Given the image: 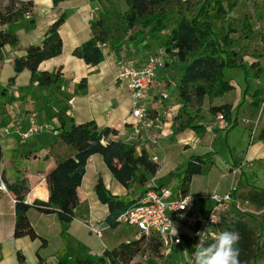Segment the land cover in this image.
Segmentation results:
<instances>
[{
    "label": "trees",
    "instance_id": "16d2710c",
    "mask_svg": "<svg viewBox=\"0 0 264 264\" xmlns=\"http://www.w3.org/2000/svg\"><path fill=\"white\" fill-rule=\"evenodd\" d=\"M62 1L52 0L53 6H57ZM101 1L108 6L112 5V0ZM124 3L127 9L122 15H118L116 21L110 18L112 14L109 9L97 13L96 17L89 21L91 38L75 47L72 55L94 66L104 59L103 48L98 44L109 45L112 40L120 38L119 33H128L139 26L151 40L159 42L160 34L166 31L158 47L164 49V66L161 70L169 64H175L179 72L175 97L181 107L175 118L184 114L186 120L183 124H178V130L188 128L197 134L205 132V126L195 122L197 115H191L186 109L193 102L200 111L206 97L211 99L222 96L233 87L224 75L225 67H242L246 78H257L264 71L256 60L246 67L241 60L240 52L234 50L237 40L230 36L234 29L225 21L228 12L236 3L235 0H202L195 4L191 0H124ZM32 5L30 0L23 2L0 0V60L1 50L6 45L11 48L19 46L17 24L28 19ZM64 21V14L61 13L48 26L40 43L28 45L23 55L12 60L16 74L24 69L30 72V81L35 82L36 85L27 88L32 91L29 93L34 100L40 102V108H56L61 111L62 108L69 107L68 102L73 96L83 95L87 90L85 77L75 83L72 91L69 92L67 90L69 80L61 67L51 71L38 68L42 61L61 54L62 39L59 28ZM29 22L33 23L34 20L30 18ZM152 48L153 46L148 51H155ZM3 92L4 90H1V94ZM36 92H40V95L35 94ZM261 94L262 92L256 91L260 100ZM231 108V104L224 103L210 105L208 111L211 115L222 112L226 119L224 124L226 127L230 122ZM37 111L32 110L31 113L38 116ZM56 120L52 129L57 131V135L52 139L49 130H40L32 135H37L38 142L44 147L51 146L56 139L65 147L62 155L57 156L52 149L44 155V158L56 157L55 165L45 175L48 189L46 201L34 199L31 203L25 202L24 197L29 192L27 178L18 176L14 182L8 183L3 180V170L1 173L7 190L12 193L15 200L13 237L28 236L31 239L39 237L42 246L46 244V239L39 236L31 225L27 216L28 211L33 208L43 214H55L61 224L68 228L74 219V210L79 205L77 189L81 185L87 160L91 155L100 154L113 178L126 190L136 185L139 187L138 192H141L160 167L150 159L151 155L145 147H140L133 140L119 138L113 128L107 126L100 128L94 120L75 123L66 110H63ZM8 122L6 117L0 116V130ZM259 136L264 138V128L261 129ZM2 158L3 150L0 142V162ZM208 158L204 154L189 157L177 189L178 193L188 194L192 176L203 173ZM43 191L45 190H40L45 197ZM93 191L97 200L107 207L105 222L109 227H116L119 223L117 217L129 208L133 200L124 201L120 195L113 194L106 188L100 175L93 185ZM245 199L250 200L256 209L264 210V188L251 185ZM231 226L248 234L246 223L238 220ZM260 226L261 230H264V222H260ZM144 244L151 253L159 254L160 243L157 239L142 235L120 242L113 248H105L99 255L85 254L71 257L65 254L56 260V264H138L134 258L143 253ZM236 246L239 250H243L244 247L246 250V242L241 238ZM262 251H264V240L259 236L251 257L249 259L245 257V262L240 260L241 264H257ZM173 253L178 252L173 249L169 254ZM17 256L20 260L23 259V255L19 252Z\"/></svg>",
    "mask_w": 264,
    "mask_h": 264
},
{
    "label": "rangeland",
    "instance_id": "374dc122",
    "mask_svg": "<svg viewBox=\"0 0 264 264\" xmlns=\"http://www.w3.org/2000/svg\"><path fill=\"white\" fill-rule=\"evenodd\" d=\"M201 1L202 0H191L194 4ZM235 1L236 3L228 12L225 21V23L231 24V27L234 29L230 34L231 37L237 40L234 50L240 52L241 60L246 67L249 66L252 61L256 60L260 66L264 68V0ZM71 3L73 2L61 3L57 14L63 13L65 19L68 20L67 22L69 26L79 27L82 25L78 19L80 9ZM95 8V17L97 13L109 9L112 14L110 18L113 21H116L118 15H122L127 9V6L125 5L124 0H112L111 6L106 5L104 1L96 0ZM95 8L93 12H95ZM41 20L42 19H40V21ZM247 26L249 27L248 31ZM65 30L66 28L64 27L63 32ZM82 33L86 34L87 28L82 29ZM165 33L166 31L160 34L161 37L158 42L151 40L146 35L145 31L141 30L139 26H136L128 33H119L118 35L120 38L112 40L107 47L118 52L122 50L124 52L123 60L134 61L136 59H134V57L136 56H139L138 59L140 60L150 47L153 46L152 49L155 50L159 48L158 46L161 45ZM131 36L134 37L129 38ZM3 49L1 50L0 65L5 59ZM174 65L169 64L168 67L161 70L164 78L170 80L177 77L179 72L178 68ZM223 72L233 87L222 96L214 97L210 100L213 99V104L226 102L232 103V115L229 124L226 127L216 128L213 132L210 131V123L208 120L209 114L207 113V103L209 98L206 97L201 105L202 117L199 118L197 123L203 124L207 133L205 136L197 134L199 138L202 137L201 145L198 143H192L198 147L195 149L191 144L192 148H189L179 141V136H183L185 131H179L178 124H183L186 120L184 114L179 115L176 122H173L171 135L165 137L164 141L158 140V144L162 143L161 148H157L153 151L157 154L160 160V168L158 170L156 182L157 185L166 186L173 192H176L180 181L182 180V175L189 157L191 155L204 154L207 156L211 155V157L208 158L206 165L203 167V173L195 177L194 187L197 188V191L199 190V192L206 194L202 197L203 199H207L213 193L221 194L229 189L232 181H230L231 175L223 178L220 175L227 172L228 164H231L234 159H240L243 157L244 152H246L251 143H256L258 141V128H250L255 122L258 113L259 106H257L256 103L258 104L260 101V96L257 98L256 91L264 92V71H262L257 78H246L242 67H225ZM13 74V68L8 64H5V67L0 71V106H3L0 107V116L3 117L7 114V110H2L5 104L2 103L1 100L6 101L10 98H2L1 90L5 89L4 87L9 85L7 83L15 78L13 77ZM22 79L23 77H21L20 80ZM25 80L26 83L23 85L24 87L21 88L22 98L23 96L30 95L29 92L31 90L28 89L27 86L34 87L36 85L35 82L30 81L28 78ZM27 80L29 81L27 82ZM172 90L173 86L169 87L168 91L170 92ZM35 94L40 95V92H36ZM33 99L34 98L32 97V100ZM193 104L194 103L192 102L190 106L194 107ZM260 105V107H262L264 106V103H260ZM22 112L24 111L22 110ZM38 113L41 114L42 117L45 115L50 118L49 122H44L45 119L43 118V126L45 130L55 126L54 118L51 117L54 113L51 109L48 107H42L38 110ZM246 120L248 121L246 122ZM253 130L255 132L252 134ZM49 131L50 139L57 135L52 128ZM213 133H215V135H213ZM6 137H9V134L1 135L0 141L3 146V158L5 159L4 161L7 162L5 166H7V170H9V167L13 166V161L10 159L11 157H17V154L13 153L7 147L9 142L5 139ZM32 141H35L36 144L38 143L37 135L19 141L20 151L24 152ZM133 141L137 142V138H133ZM50 148L60 152V155L64 153L63 148L59 146L58 139L52 142ZM147 148L149 151L151 150L150 145H148ZM32 152L34 151H27L26 156L28 158H31L32 156L35 157L32 155ZM35 152H37V150ZM96 157L97 159H100V162H96L95 159L89 161L90 164L87 167V172L83 180V186L85 188L91 186V183L96 180L97 177L95 176L97 171H100L103 180L109 182L108 176L111 174L110 171L104 165L101 155L96 154ZM25 164H27L25 159H22L19 162L21 167H24ZM243 171L245 172V177L248 182L244 184L242 181H238L237 189L232 200L225 204L218 205L216 214L218 217V233L225 230L236 231L240 234V238L246 242V250L244 247L243 250H240L239 254L240 260L245 262V257L246 259H249L252 255L251 252L255 250L257 238L261 236L262 240H264V230H261L260 226V222H264V210L256 209L250 200L245 199L251 185L258 188H264V166L254 162L253 166L245 165ZM237 179H239L238 175L234 180L237 181ZM110 188L113 189L112 186H110ZM138 190L139 187L134 185L131 189H127L126 191H124L123 188L119 194L124 201H132L133 194L135 195ZM33 196L43 198L44 195L39 189H36ZM87 198L91 205L93 204V200H97L96 194L92 189H90ZM210 209L211 207L208 208L206 212L207 215L209 214ZM94 210L99 212L101 217L106 214V212H103L104 207L99 201L97 202V205L94 206ZM238 220L247 224L248 234H245V231H239L237 228L231 226ZM30 221L33 224L35 222L34 226L39 230L41 234H39V236L46 239V244L42 246V241L39 237L35 239H31L28 236H24L23 238L20 237V240L16 243L18 246L17 250L23 255V259L20 260L17 254L14 252L10 253L9 247L12 245L11 242H0V257L2 256L4 258V264H55V261L58 258L65 254L68 255L69 253L71 254V257L85 254L97 255L102 252L103 248H113L120 242L128 240V238L132 239L137 232L132 227L127 226L122 222L118 223L116 227L107 228L106 223H104L105 225L102 224V227L104 228L102 230V236L98 237L87 225L81 223V221L73 222L68 228H65L61 222L58 223L61 227H55L49 223L47 218L40 220L38 225L35 219H30ZM186 234L189 235L184 238L186 240V250L189 252L191 249V236L193 233L187 229ZM159 251V254L151 253L149 248L144 244L143 253L138 254L134 260L138 264H181L183 262L182 254L173 253L172 255H165L162 253L161 249ZM257 264H264V251H262V254L257 259Z\"/></svg>",
    "mask_w": 264,
    "mask_h": 264
},
{
    "label": "crops",
    "instance_id": "0c3cea01",
    "mask_svg": "<svg viewBox=\"0 0 264 264\" xmlns=\"http://www.w3.org/2000/svg\"><path fill=\"white\" fill-rule=\"evenodd\" d=\"M21 2L27 0H19ZM32 1V8L31 12L28 16V19L23 22L17 24V34L19 37V46L17 48H11L8 45L4 47V54L5 59L0 65V71L5 67V64H8L10 67L13 68V58L17 56H21L24 54L25 48L30 44H38L40 43L42 36L48 26L61 14H57L59 6L61 3L64 2H73L71 3L79 10V21L81 22V26H69L68 20L65 19L64 23L59 28V34L62 39V52L60 55L46 59L39 64L40 70H53L57 67H61L62 72L64 73L65 77L69 80V85L67 90L70 92L73 89V85L80 81L82 77H85L87 80V90L86 93L83 95H76L73 96L70 101L68 102L69 107L62 108L61 111H58L56 108H52L53 115L51 116L54 118L56 123L57 116L63 111L66 110L68 113L71 114V117L75 123L85 122L88 120H94L98 127H110L117 131V136L123 140H133V138H137V144L140 147H145L149 154L157 155L155 149H160L161 144H152L148 141V139L144 136H136L133 133L132 123L134 118L131 114V99L129 93L127 91L126 85L124 82L116 80V75L120 69L121 63L124 61V52L121 50L120 52L116 50L109 49L106 45L103 49L104 59L98 63L97 65H88L82 59L73 56L72 50L84 43L85 41L91 38V31L89 27V21L95 17L96 8L95 3L96 0H64V2H60L57 6H53L52 0H30ZM95 8V12L94 11ZM55 10V11H54ZM32 18L34 20L33 23L29 22V19ZM40 19H42L40 21ZM66 30L63 32V28ZM87 28V33L83 34L82 29ZM82 33V34H81ZM65 35V36H64ZM150 51H146L143 55V59L141 58V62L147 58L150 54ZM142 55V54H141ZM136 58V59H135ZM139 56L134 57V61L136 65L141 64L140 60L138 59ZM140 62V63H139ZM138 63V64H137ZM13 77H15L12 81H9L7 86L3 89L4 92L1 94L2 98H13L6 101L1 100L4 103V108L2 110H7V114L4 116L9 121L8 124L5 126H10L15 118L22 119L25 123V118L28 114L32 112V110H40V102H36V100H32V95L23 96L21 94V88L24 87L26 83V78L30 80V72L27 69L22 70L19 73L14 72L13 68ZM21 77H23L22 80ZM20 78V79H19ZM27 80V82L29 81ZM155 86L150 91V95L147 98V106L150 111V116L153 120V127L150 129V134L157 138L158 140L164 141L165 137L171 135V129H173V122H176V116L179 113V108L181 107L180 103L178 102L177 98L175 97L176 91V83L177 77L175 79H166L163 77V73L161 70L158 72L155 78ZM1 85V84H0ZM173 86V92L168 91L169 87ZM7 88V89H6ZM168 89V90H167ZM162 92L167 93L168 97L165 99L160 98V94ZM39 103V104H38ZM213 99L208 101L207 105V113L209 114L208 120L211 129L210 131L213 132L215 129H212V122L214 120V115H211L208 111L210 105H220V104H213ZM231 104V102H226ZM260 103H264V92L261 94V100L256 104L258 107V113L253 123V127H257L260 133L261 129L264 128V106L260 107ZM1 105V103H0ZM3 107V106H0ZM197 106H187V111L191 115H197L195 118V122L199 121V118L202 117V110H198ZM22 110L24 112H22ZM38 112V111H37ZM232 112V108H231ZM230 112V119L232 113ZM39 114V113H37ZM54 116V117H53ZM37 121L41 125V130H45L43 126V118L45 121H50L47 116L44 117L39 114L36 116ZM248 120H246L247 122ZM225 126V125H224ZM222 126V127H224ZM53 128V126L51 127ZM48 128L47 130H50ZM179 131H185L183 136H179V141L184 143L185 146L189 148H197L192 143H200L202 142V137L199 138L197 133H195L191 129H184ZM206 130L203 134H199L200 136L206 135ZM215 135V133H213ZM9 144L7 147L15 154L17 157H11L10 160L13 161V166L9 167L7 170V166L5 164L4 158H2L0 165L2 170L4 169V180L8 183L14 182L18 176H24L27 178L29 183V192L25 195L24 201L27 203H31L34 199H39L42 201H46L48 199V189L47 183L45 180L46 173L55 165L56 157L49 156L44 158V155L48 153L51 149L50 146L43 147L40 142L37 144L35 141L30 142L28 148L21 152L19 149V144L21 141L15 135L11 134L9 137L5 138ZM1 142V141H0ZM192 144V146H191ZM2 145V142H1ZM151 146V150L149 151L147 146ZM63 151H65V147L62 144H59ZM3 150V146H2ZM37 150V152H35ZM56 155H60L58 151L52 149ZM27 151H34L32 155L35 157L28 158L26 156ZM199 155V154H198ZM9 156V155H8ZM210 158L211 155H208ZM102 158V157H101ZM25 159L27 164L24 167L19 165V162ZM95 159L96 162H100V159H97L96 154L91 155L85 167V174L87 172V167L90 164L89 161ZM103 161V159H102ZM257 162L264 166V138H261L258 135V141L256 143H251L246 152H244L243 157L240 159H234L231 164L227 166V172L222 173L220 176L223 178L225 176H230L232 179L231 168L239 163L242 164L241 170L238 171L237 175L239 176L238 181H242L244 184L248 181L245 177V172L243 171V167L246 166H253V163ZM104 163V162H103ZM99 165V164H98ZM105 165V163H104ZM106 166V165H105ZM160 168V167H159ZM81 181V185L77 189L78 197H79V205L74 210V219L68 225L71 226L73 222L81 221L84 225H93L97 227H102L105 225V217L108 214V210L106 205L102 204L104 207V211L106 214L101 217L99 212L94 210V206L97 205V200H93V204L91 205L88 200V193H90V189L93 190V185L95 184L96 180L91 183V186H87L85 188L83 186V180ZM158 174V172H157ZM156 174V178H157ZM101 176L100 171L96 172V176ZM236 175V176H237ZM197 175H193L191 179V183L189 186L188 194L194 196L199 200L198 208L199 212L202 216L206 217L208 208L212 207L213 202L207 199H203L206 194L197 191V188L194 187V180ZM236 178V177H235ZM97 179V178H96ZM103 179V178H102ZM230 179V181H232ZM108 181L106 182L103 180L107 189H109L113 194L120 195V191L123 190L121 184H119L113 176L110 174L108 176ZM90 185V184H89ZM113 187V189L110 188ZM122 188V189H121ZM36 189L45 190L43 191L45 197H34L33 193ZM124 191L126 189L124 188ZM227 191V190H226ZM225 191V192H226ZM128 192V191H127ZM126 192V193H127ZM123 193V192H122ZM138 193V192H137ZM136 193V194H137ZM224 193V192H223ZM135 194V195H136ZM134 195V194H133ZM135 195L132 199L135 198ZM212 202V203H210ZM28 219H35L37 225L39 224L40 220L47 218L51 225L55 227H61L58 223L60 222L55 214H43L37 211L36 209H30L27 213ZM86 222V223H85ZM31 225L39 235L40 232L35 228L34 224L30 221ZM103 224V225H102ZM107 225V223H106ZM14 226V197L11 192L6 190L0 189V242H11L12 245L9 247L10 253L19 252L17 250L16 243L20 240V237L15 238L13 237L12 231ZM109 227L108 225L106 228ZM41 235V234H40ZM24 237V236H23ZM22 237V238H23ZM129 239V238H128ZM127 241V240H125ZM8 242V243H9ZM105 248L102 249V251ZM68 253V252H67ZM101 253V252H100ZM98 253L97 255H99ZM68 255L71 256L69 253ZM75 257V256H72ZM135 261V260H134ZM0 264H4V258L0 257ZM56 264V261H55Z\"/></svg>",
    "mask_w": 264,
    "mask_h": 264
},
{
    "label": "built area",
    "instance_id": "2783aa9c",
    "mask_svg": "<svg viewBox=\"0 0 264 264\" xmlns=\"http://www.w3.org/2000/svg\"><path fill=\"white\" fill-rule=\"evenodd\" d=\"M99 47L104 48L105 43H99ZM164 49L157 48L151 52L140 65H136L133 60H124L116 75V80L124 82L131 99V114L134 118L132 123L133 133L136 136H145L152 144L157 143V138L150 134L153 127V120L147 106V98L150 91L155 86V78L158 72L164 66ZM165 92L160 94L161 99L167 98ZM225 116L222 112L214 115L212 129L220 128L225 124ZM41 129L37 121L36 114L30 113L22 119L15 118L10 126H4L0 130L1 135H15L20 140H26L36 134ZM255 131H252V134ZM54 133H57L55 131ZM150 159L160 166V160L157 155L150 156ZM242 167L231 168L232 182L229 189L224 193H213L207 199L213 201L207 217H203L199 212L198 198L189 194L182 195L173 192L170 188L157 185L156 175L151 176L145 184L143 190L138 192L133 199L132 204L118 217L117 221L132 227L136 232L135 237L144 235L146 238L154 237L160 243V249L163 254L168 255L173 249L182 254L183 262L188 264V257L191 256L193 245H195L202 236L208 242L218 233V217L216 211L218 205L225 204L232 200L237 189V181L234 180L238 171ZM2 167L0 165V189L6 190V186L1 178ZM15 202V200H14ZM211 219L213 222H211ZM89 228L98 237L102 236L103 227L89 225ZM174 229L176 235H174ZM191 231L190 251L186 250L185 236L186 230ZM176 241H179L178 243ZM188 252V257L185 252ZM109 264V263H108Z\"/></svg>",
    "mask_w": 264,
    "mask_h": 264
},
{
    "label": "clouds",
    "instance_id": "9594fccd",
    "mask_svg": "<svg viewBox=\"0 0 264 264\" xmlns=\"http://www.w3.org/2000/svg\"><path fill=\"white\" fill-rule=\"evenodd\" d=\"M211 222H213L212 219ZM173 234L176 235L175 229ZM198 236L199 239L193 245L191 256L188 257V252H185V256L188 257V264H241L240 250L236 246L240 240L238 232L221 231L214 235L211 243L199 234Z\"/></svg>",
    "mask_w": 264,
    "mask_h": 264
}]
</instances>
